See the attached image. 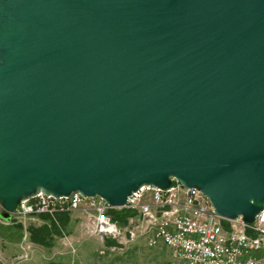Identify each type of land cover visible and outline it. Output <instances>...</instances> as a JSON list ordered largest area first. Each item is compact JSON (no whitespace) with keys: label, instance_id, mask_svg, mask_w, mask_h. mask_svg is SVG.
I'll return each mask as SVG.
<instances>
[{"label":"water","instance_id":"95a60500","mask_svg":"<svg viewBox=\"0 0 264 264\" xmlns=\"http://www.w3.org/2000/svg\"><path fill=\"white\" fill-rule=\"evenodd\" d=\"M173 180L264 208V0H0V221Z\"/></svg>","mask_w":264,"mask_h":264},{"label":"built area","instance_id":"2783aa9c","mask_svg":"<svg viewBox=\"0 0 264 264\" xmlns=\"http://www.w3.org/2000/svg\"><path fill=\"white\" fill-rule=\"evenodd\" d=\"M124 209L131 214L122 224L111 211ZM74 211L87 215L84 233L99 236L102 242L115 240L120 246L130 244L133 236L144 238L149 246L163 243L171 249L176 264H264V208L251 223L239 216L224 219L228 223L224 226L223 218L214 212L200 190L176 180L165 190L142 186L121 207H112L99 196L86 197L77 191L62 197L39 192L18 202L12 220L23 224L25 248L33 252L28 244L27 216Z\"/></svg>","mask_w":264,"mask_h":264},{"label":"rangeland","instance_id":"374dc122","mask_svg":"<svg viewBox=\"0 0 264 264\" xmlns=\"http://www.w3.org/2000/svg\"><path fill=\"white\" fill-rule=\"evenodd\" d=\"M40 214L27 216L25 225L49 223L48 220H44L43 213ZM111 214L123 224L124 218L129 216L131 211L112 210ZM44 215L58 219L56 215L51 216L48 213ZM69 215V221L63 229L59 226L61 227L60 235L53 236L50 242L53 246L50 249L41 250L40 246L33 243L30 238L28 239L33 252L25 248L22 223L17 220H11L8 223L0 221V264H176L171 249L163 243L149 246L147 240L138 236H133L130 244L122 246L115 240H112L115 243H108L106 240L102 242L99 236L84 233L87 222L85 213L74 211ZM222 220L223 225L227 226L226 220ZM26 230L28 231L27 228ZM28 235H30L29 232ZM26 252L28 256H25ZM261 254L264 257V250Z\"/></svg>","mask_w":264,"mask_h":264},{"label":"trees","instance_id":"16d2710c","mask_svg":"<svg viewBox=\"0 0 264 264\" xmlns=\"http://www.w3.org/2000/svg\"><path fill=\"white\" fill-rule=\"evenodd\" d=\"M42 215V214H40ZM43 217L44 220H48L49 223H42L39 225H28L27 229L29 232V238L30 240L38 245H45V246H49L51 245V240L53 238L54 235L58 236L60 235V230L61 227L63 229V227L68 223L69 221V212H59L56 213V216L58 217V219L54 220L51 217L49 218V215L46 216L43 213ZM58 222H60L62 225H60ZM61 226V227H59ZM106 242L108 243H115L114 241L107 239Z\"/></svg>","mask_w":264,"mask_h":264},{"label":"crops","instance_id":"0c3cea01","mask_svg":"<svg viewBox=\"0 0 264 264\" xmlns=\"http://www.w3.org/2000/svg\"><path fill=\"white\" fill-rule=\"evenodd\" d=\"M21 233H22V229H21ZM36 245H38V244H36ZM38 246H40L39 248H40L41 250H43L44 248H49V249H50L53 245H52V246H51V245H49V246L38 245ZM39 248H38V249H39ZM51 264H52V263H51Z\"/></svg>","mask_w":264,"mask_h":264}]
</instances>
